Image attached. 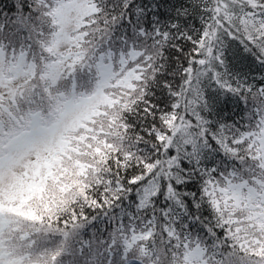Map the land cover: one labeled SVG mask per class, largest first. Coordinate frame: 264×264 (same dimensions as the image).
Returning a JSON list of instances; mask_svg holds the SVG:
<instances>
[{"label":"snow or ice","instance_id":"1","mask_svg":"<svg viewBox=\"0 0 264 264\" xmlns=\"http://www.w3.org/2000/svg\"><path fill=\"white\" fill-rule=\"evenodd\" d=\"M0 264H264V0L0 5Z\"/></svg>","mask_w":264,"mask_h":264},{"label":"trees","instance_id":"2","mask_svg":"<svg viewBox=\"0 0 264 264\" xmlns=\"http://www.w3.org/2000/svg\"><path fill=\"white\" fill-rule=\"evenodd\" d=\"M11 0H0V5H10Z\"/></svg>","mask_w":264,"mask_h":264}]
</instances>
